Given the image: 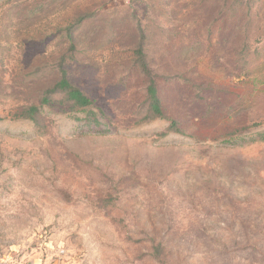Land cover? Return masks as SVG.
<instances>
[{
    "label": "rangeland",
    "instance_id": "obj_1",
    "mask_svg": "<svg viewBox=\"0 0 264 264\" xmlns=\"http://www.w3.org/2000/svg\"><path fill=\"white\" fill-rule=\"evenodd\" d=\"M0 264H264V0H0Z\"/></svg>",
    "mask_w": 264,
    "mask_h": 264
},
{
    "label": "trees",
    "instance_id": "obj_2",
    "mask_svg": "<svg viewBox=\"0 0 264 264\" xmlns=\"http://www.w3.org/2000/svg\"><path fill=\"white\" fill-rule=\"evenodd\" d=\"M140 67L142 71L151 75L149 66L145 60V54L142 48H139L136 52ZM61 91L66 94L68 100L73 102L74 106L77 108H86L94 105V102L87 97L78 87L73 85L66 77L65 73L62 75L61 80L56 84L53 90H50V93ZM147 100L149 103V112L153 118H165L164 109L162 106V100L159 96V91L157 84L154 79H150L149 85L147 87ZM36 108H30L26 115H33L36 113ZM25 115V114H24ZM168 131L172 133H182V130L179 128V124L176 120H171L168 127Z\"/></svg>",
    "mask_w": 264,
    "mask_h": 264
}]
</instances>
